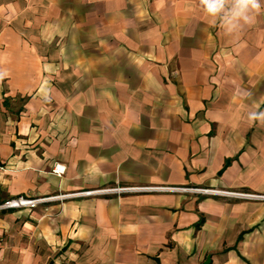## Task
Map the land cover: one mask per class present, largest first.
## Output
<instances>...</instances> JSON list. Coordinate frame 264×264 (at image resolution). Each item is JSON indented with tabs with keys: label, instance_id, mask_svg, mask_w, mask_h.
Instances as JSON below:
<instances>
[{
	"label": "crops",
	"instance_id": "obj_1",
	"mask_svg": "<svg viewBox=\"0 0 264 264\" xmlns=\"http://www.w3.org/2000/svg\"><path fill=\"white\" fill-rule=\"evenodd\" d=\"M257 112L264 10L229 31L200 0H0V203L264 194ZM0 264H264V200L124 192L3 210Z\"/></svg>",
	"mask_w": 264,
	"mask_h": 264
},
{
	"label": "built area",
	"instance_id": "obj_2",
	"mask_svg": "<svg viewBox=\"0 0 264 264\" xmlns=\"http://www.w3.org/2000/svg\"><path fill=\"white\" fill-rule=\"evenodd\" d=\"M65 166L55 163L52 172L58 176L65 173ZM124 192H173V193H194L203 195H221L244 200H264V194H257L249 191H234L226 189H216L208 187L196 186H169V185H151L141 187H112L107 189L86 190L72 193H57L51 195H42L36 197H28L19 195L11 197L0 203V211L8 209H34L39 205L50 202H62L73 197L91 196L96 194L107 193H124Z\"/></svg>",
	"mask_w": 264,
	"mask_h": 264
},
{
	"label": "clouds",
	"instance_id": "obj_3",
	"mask_svg": "<svg viewBox=\"0 0 264 264\" xmlns=\"http://www.w3.org/2000/svg\"><path fill=\"white\" fill-rule=\"evenodd\" d=\"M203 10L211 17L221 18L229 31L254 24L261 13V0H200ZM242 22V24H241ZM264 118V113H252L253 121Z\"/></svg>",
	"mask_w": 264,
	"mask_h": 264
},
{
	"label": "rangeland",
	"instance_id": "obj_4",
	"mask_svg": "<svg viewBox=\"0 0 264 264\" xmlns=\"http://www.w3.org/2000/svg\"><path fill=\"white\" fill-rule=\"evenodd\" d=\"M1 211H3V210H1Z\"/></svg>",
	"mask_w": 264,
	"mask_h": 264
}]
</instances>
